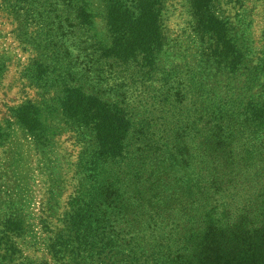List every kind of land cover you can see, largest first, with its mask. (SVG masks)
Instances as JSON below:
<instances>
[{
  "label": "trees",
  "instance_id": "trees-1",
  "mask_svg": "<svg viewBox=\"0 0 264 264\" xmlns=\"http://www.w3.org/2000/svg\"><path fill=\"white\" fill-rule=\"evenodd\" d=\"M18 1L13 12L30 28L29 43L49 53L61 113L82 141L52 257L264 264V166H250L264 160V99L248 97L247 76L256 69L242 63L210 0H192L193 30L210 41L202 64L175 70L179 79H166V88L155 84L162 0H97L106 41L94 32L90 0ZM12 110L42 142L38 105Z\"/></svg>",
  "mask_w": 264,
  "mask_h": 264
},
{
  "label": "rangeland",
  "instance_id": "rangeland-1",
  "mask_svg": "<svg viewBox=\"0 0 264 264\" xmlns=\"http://www.w3.org/2000/svg\"><path fill=\"white\" fill-rule=\"evenodd\" d=\"M90 2L95 12L94 32L106 41L100 4ZM17 3L21 4L0 0V264H65L52 257L49 245L73 193L82 141L61 113L60 85L54 79L53 66H45L51 57L29 43L26 31L30 28L12 9ZM209 9L225 21L228 38L242 50V63L256 69L253 76L252 71L247 76L252 86L247 88L248 97L264 99V0H210ZM192 10V0H162L163 44L156 54L162 74L157 85L166 88V81L176 77L175 70L192 72L191 67L202 64V51L209 49L210 41L193 30ZM25 101L41 109L42 142H36L13 116L14 106ZM250 166L259 169L264 160ZM10 220H16L17 232L7 228ZM11 243L14 247L5 252ZM4 254L13 256V263L3 259ZM228 264L248 263L233 260Z\"/></svg>",
  "mask_w": 264,
  "mask_h": 264
}]
</instances>
